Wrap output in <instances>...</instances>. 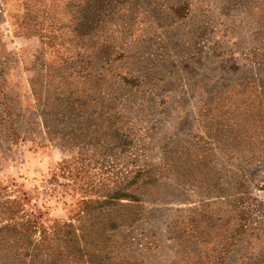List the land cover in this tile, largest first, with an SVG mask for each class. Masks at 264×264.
<instances>
[{"label":"rangeland","instance_id":"obj_1","mask_svg":"<svg viewBox=\"0 0 264 264\" xmlns=\"http://www.w3.org/2000/svg\"><path fill=\"white\" fill-rule=\"evenodd\" d=\"M263 93L264 0H0V264H264Z\"/></svg>","mask_w":264,"mask_h":264},{"label":"trees","instance_id":"obj_2","mask_svg":"<svg viewBox=\"0 0 264 264\" xmlns=\"http://www.w3.org/2000/svg\"><path fill=\"white\" fill-rule=\"evenodd\" d=\"M263 96H264V93H263ZM3 112H4V110H2ZM5 113V112H4ZM116 197V199H120V197H123V196H114V197H112V199H114ZM110 200V199H109ZM110 224H112V223H110ZM4 228H6V227H4ZM74 233V232H73ZM71 234V232H67L66 233V236H69ZM73 243H76L77 242V239H74L73 241H72Z\"/></svg>","mask_w":264,"mask_h":264}]
</instances>
